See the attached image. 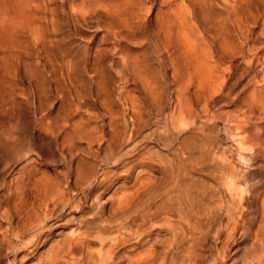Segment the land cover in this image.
Listing matches in <instances>:
<instances>
[{
    "label": "rangeland",
    "instance_id": "rangeland-1",
    "mask_svg": "<svg viewBox=\"0 0 264 264\" xmlns=\"http://www.w3.org/2000/svg\"><path fill=\"white\" fill-rule=\"evenodd\" d=\"M36 2L0 0V264H79L64 253L80 231L85 264H264V115L250 103L264 0H174L190 45L166 35L160 0H118L146 13L127 27L108 0ZM232 174L243 184L227 191Z\"/></svg>",
    "mask_w": 264,
    "mask_h": 264
},
{
    "label": "bare ground",
    "instance_id": "bare-ground-1",
    "mask_svg": "<svg viewBox=\"0 0 264 264\" xmlns=\"http://www.w3.org/2000/svg\"><path fill=\"white\" fill-rule=\"evenodd\" d=\"M128 1H131V0H127V2ZM156 1L158 0H151V4H154ZM173 1L174 0H160V4H161L160 12L162 10V13H163V16H161L162 25L164 27L165 33L171 39H174L176 37L178 40L181 39L184 44L190 45L194 42L193 39L191 38L192 34H190L191 32L187 31L186 23L182 21L181 19V13L179 11L173 10L172 8L174 5ZM37 2L36 0H24V5L28 11L32 12L34 9L33 7L35 6L37 7L40 4V3L38 4ZM108 2L110 3V8H111V10L109 9L110 10L109 13L120 17V20L122 23L125 24L124 25L125 27L129 26L132 23L137 22L135 21V19H138V23H140L139 20H141L143 16H146V13H141V12L137 15L135 11H133L134 13L132 12L128 13L127 5L126 7H124V9H122L123 13H121L120 10H121L122 5L117 4L119 3L118 0H115V2L114 0H108ZM127 2L126 4H128ZM214 26L215 25L211 21L209 28L206 29L207 36L211 37L214 43H212V41L210 40L209 41L213 45L215 44L216 46H218L220 50L224 51V54L228 56H232L231 53L233 54V51H232L233 46L229 48V40H228V37L231 35V33L226 29L221 30V27L220 28L215 27L217 30V33H213ZM236 32H238L237 37H240L241 30L237 29ZM194 71L195 73H192L193 74L192 77L196 81L195 92L198 96L199 101L202 102L204 100L203 105L209 106L213 99L212 94L214 93V91H212L211 89L212 87L211 76L205 73V71L200 67L194 69ZM256 90H257V93L256 92L253 93V95L250 98V103L252 104V107L257 108V110H259L264 115V91H261L259 89H256ZM233 120H236V121H234L232 128L237 130L240 134H244L247 131L246 130L247 125L243 123V118L242 117L233 118ZM14 139H16V137H14ZM255 150H257V152H262V154H264V143L261 144L260 147H256ZM240 177L241 176L236 175V174L229 175L230 183L225 189H227V191H231L232 189L239 188L243 184L242 179ZM256 198H257V201L259 202V207H260V221H259V226H258L256 235L258 237V240L264 241V183L262 184L261 187H259ZM181 213L184 215L183 212ZM166 226L167 228L174 231L176 237H178L181 234V231L183 230V225L181 223H180L181 227L173 223H168L166 224ZM188 227H189V224H188ZM141 235H142V232L138 234V237H141ZM86 240H87V234L85 231L76 232L73 240L70 241L68 247L65 249L64 255L66 256L70 255L69 259L73 263H79V264L84 263L85 264L86 261H85L84 252L88 250ZM179 241L180 240H178L177 242ZM140 242H142V239L138 240L137 244ZM14 250H17V249H14ZM75 251H76V254H75ZM99 256L100 255H97V254H95L94 256L92 255L93 264H110L108 259L102 258V257L99 258ZM149 257L150 255H146L145 257L140 256L137 259V263L144 264L148 261ZM258 257H261V256L259 255ZM263 260L261 258L260 262Z\"/></svg>",
    "mask_w": 264,
    "mask_h": 264
}]
</instances>
